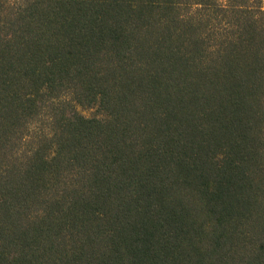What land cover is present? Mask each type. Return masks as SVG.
<instances>
[{
	"label": "trees",
	"instance_id": "trees-1",
	"mask_svg": "<svg viewBox=\"0 0 264 264\" xmlns=\"http://www.w3.org/2000/svg\"><path fill=\"white\" fill-rule=\"evenodd\" d=\"M0 264H264V0H0Z\"/></svg>",
	"mask_w": 264,
	"mask_h": 264
},
{
	"label": "rangeland",
	"instance_id": "rangeland-1",
	"mask_svg": "<svg viewBox=\"0 0 264 264\" xmlns=\"http://www.w3.org/2000/svg\"><path fill=\"white\" fill-rule=\"evenodd\" d=\"M90 112H91V111H89V110H87V109H84V110H83V113L86 114V115L90 114Z\"/></svg>",
	"mask_w": 264,
	"mask_h": 264
}]
</instances>
